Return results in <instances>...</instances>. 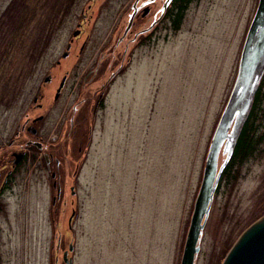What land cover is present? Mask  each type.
Instances as JSON below:
<instances>
[{
	"label": "rangeland",
	"instance_id": "rangeland-1",
	"mask_svg": "<svg viewBox=\"0 0 264 264\" xmlns=\"http://www.w3.org/2000/svg\"><path fill=\"white\" fill-rule=\"evenodd\" d=\"M134 1L0 0V143L14 137L18 109L31 102L46 74L58 79L91 62L106 66ZM162 1L134 29L150 39L131 44L110 86L112 95L125 82L129 97L98 112L76 182L69 162L65 198L62 189L50 206L55 191L47 174L24 167L0 217V264H180L212 131L233 89L258 0H192L176 27L165 19L148 33ZM76 29L72 50L61 58ZM260 78L262 110L264 68ZM50 87L42 85L44 98ZM257 130L252 154L211 205L192 264H220L264 213V113Z\"/></svg>",
	"mask_w": 264,
	"mask_h": 264
},
{
	"label": "flooded vegetation",
	"instance_id": "flooded-vegetation-1",
	"mask_svg": "<svg viewBox=\"0 0 264 264\" xmlns=\"http://www.w3.org/2000/svg\"><path fill=\"white\" fill-rule=\"evenodd\" d=\"M165 1H162L163 5ZM138 2L139 0L132 6L130 11L129 18L132 13L133 18L129 29L125 35L123 30V37L122 34L117 37L114 45L115 49L108 57L106 66H103L104 68L99 69V66L94 68L91 62L79 72H64L58 79L48 73L45 75L47 79L36 87L31 102L25 104L26 107L22 108L23 110L18 109L20 116L19 121L16 123L17 131L15 130L14 137L9 138L7 142L0 143V217L5 214L10 198L14 197V188L21 184V176L24 175L26 164H31L32 168L38 173L43 171L47 174L49 190L55 191L54 194H50V206L60 201L62 189L63 198L66 196L65 186L68 169L71 166L69 162L72 160H74L73 168L75 169L72 176L76 182L77 174L91 148L95 117L109 102L116 106L121 103L118 102V89L112 95H110L109 89L119 75L122 63L126 60L127 53L132 47L131 44L136 43V41L141 42L150 39L149 35L139 37L144 31L140 29V32L134 33V29L148 20V16H152L150 6L156 0H143L144 4L142 3L141 6L138 5ZM172 2L173 0H167L165 11L161 10V14L151 21V24L145 28L147 30L144 29L145 31L150 32L157 24L165 19L168 20L166 12H168V7ZM1 23L0 19V25ZM78 25L80 27L82 23L80 22ZM78 36L69 38L67 42V44H70L69 51L72 50L73 42ZM125 38L128 42L123 43ZM122 43L120 56L119 46ZM85 44L86 40L80 44L77 52L78 56L83 53ZM78 59L75 62L76 66H78ZM92 61H94V58ZM55 65H61L60 61L56 60ZM48 84H51V87L48 88V95L44 98L41 87ZM129 93L127 91L126 99L129 97ZM55 115L58 116L56 119H54ZM237 130L238 124L230 131L231 138ZM20 131L22 132V138L18 137ZM16 137L17 139L14 140ZM229 144L230 138L226 139L224 150ZM230 162L221 171L217 182H213L208 212L206 214L207 208H205L201 216H209L211 205L214 204L220 187L231 183L230 179L234 174L237 160ZM61 169H63V174ZM68 187L71 188L72 186L68 184ZM204 222L202 229L207 224V218Z\"/></svg>",
	"mask_w": 264,
	"mask_h": 264
},
{
	"label": "water",
	"instance_id": "water-1",
	"mask_svg": "<svg viewBox=\"0 0 264 264\" xmlns=\"http://www.w3.org/2000/svg\"><path fill=\"white\" fill-rule=\"evenodd\" d=\"M78 31L74 32L76 35ZM68 48V47H67ZM66 52L63 56H66ZM264 68V0H259L258 8L251 23L248 36L244 43L238 75L233 92L220 117L208 152L203 178L195 200L190 226L187 232L183 255L180 264H191L194 244L199 231L202 211L207 208L212 189V175L216 169V162L220 145L225 137L231 118L235 110L243 115L246 109L250 91L256 85L255 77L261 75ZM260 77V76H259ZM259 79V78H258ZM239 88L242 91L236 96ZM238 115L236 118L237 122ZM222 264H264V214L257 221L248 226L239 236L227 253Z\"/></svg>",
	"mask_w": 264,
	"mask_h": 264
},
{
	"label": "trees",
	"instance_id": "trees-1",
	"mask_svg": "<svg viewBox=\"0 0 264 264\" xmlns=\"http://www.w3.org/2000/svg\"><path fill=\"white\" fill-rule=\"evenodd\" d=\"M191 1L192 0H175L173 2V5L171 6L170 9V20L172 21L173 24H176L178 21L181 20L185 9L187 8L188 4ZM177 24L174 27H176ZM261 89L262 88L260 85L256 90L254 101L250 109L249 115L244 121L240 129L239 135L236 139L235 147L233 150L230 163L236 160L240 161L247 154H250L252 150L255 148L256 139L254 136V132L252 131V128L255 125L254 121L257 117L255 107H258L261 103V95H260Z\"/></svg>",
	"mask_w": 264,
	"mask_h": 264
}]
</instances>
